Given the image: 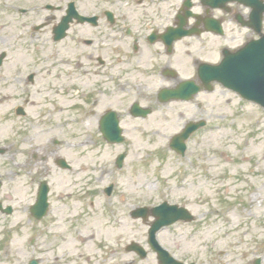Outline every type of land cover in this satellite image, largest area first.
I'll use <instances>...</instances> for the list:
<instances>
[{"label": "flooded vegetation", "instance_id": "1", "mask_svg": "<svg viewBox=\"0 0 264 264\" xmlns=\"http://www.w3.org/2000/svg\"><path fill=\"white\" fill-rule=\"evenodd\" d=\"M11 1L3 0L4 18L31 25L21 23L17 42L13 35L0 38V130L12 132L0 148V217L15 222L17 239L26 238L38 264L46 254L62 257L82 247L95 249L97 264H104L121 253L119 244L105 251L103 241L114 234L136 238L143 219L131 214L148 203L133 190L121 193L119 172L90 170L87 153L81 156L88 141L70 139L94 120L98 130L103 121L110 126L105 116L125 130H145L148 117L181 107L163 103L160 93L185 81L203 86L202 66H217L225 52L257 39L264 0H115L112 9L97 11L67 0L65 8L47 5L34 16ZM65 18L66 35L56 40ZM8 25L0 31L10 34ZM181 32L196 35L171 44L170 34ZM196 42L214 62L190 55ZM186 69L192 70L187 79ZM149 224L143 223L147 232ZM15 235L2 239L4 253Z\"/></svg>", "mask_w": 264, "mask_h": 264}, {"label": "rangeland", "instance_id": "2", "mask_svg": "<svg viewBox=\"0 0 264 264\" xmlns=\"http://www.w3.org/2000/svg\"><path fill=\"white\" fill-rule=\"evenodd\" d=\"M73 1L81 11H97L112 9L115 0ZM11 2L13 6L31 10L32 16L38 12L45 13L47 5L65 8L69 3L67 0ZM126 8L127 6H123L124 10ZM3 11V0H0V26L9 24L11 29L10 34L8 31H0V38L10 39L13 35L17 42L18 27L23 22L29 27L31 19H19L18 24L16 18H4ZM200 45L202 44L196 42L190 55L214 62L215 55L203 53ZM2 48L0 43V49ZM184 75L183 78H189L192 70L186 69ZM242 103L236 95L222 92L220 88L211 95H201L199 116L210 120L216 127L199 135L198 139H205L202 144L192 140L184 158L169 152L168 147L171 138L185 124L179 114L183 111L181 108L178 109L179 115L172 114L171 117H167V112L171 110L159 111L149 119L150 126L146 131H125L122 145H106L99 135L95 120L90 128L75 132L70 141H88V147L82 148L84 152L81 156L87 153L90 170L115 169L114 159L117 155L127 153L124 168L119 174L121 193H126L127 189L130 194V190H133L137 197L146 199L145 203L161 195V198L186 205L190 209L196 217L195 223L178 224L160 238L161 243L176 258L195 264H253L255 259L261 258L264 264V113H257L250 104H245L246 109L242 110ZM11 135L10 130H0V148ZM179 186L183 189L179 190ZM1 197L2 194L0 199ZM10 220L11 218L4 220L0 217V264H28L37 256L32 254V248L25 243L26 238L17 239L19 228ZM142 229L139 223L136 238L127 234L121 240L119 235L114 234L104 240L103 245H108L109 248L111 244H119L115 251L121 253L115 259L106 256L104 264H157L154 256L141 260L124 249L131 244V240L144 245L145 239L143 241L140 233ZM7 235H15L16 238L14 240L13 236V242L8 243V252L4 253L6 249L2 247L4 236ZM177 246L180 249H176ZM73 251L75 252L71 251L62 257L58 254L41 256L44 259L41 264H97L95 249L82 247Z\"/></svg>", "mask_w": 264, "mask_h": 264}, {"label": "water", "instance_id": "3", "mask_svg": "<svg viewBox=\"0 0 264 264\" xmlns=\"http://www.w3.org/2000/svg\"><path fill=\"white\" fill-rule=\"evenodd\" d=\"M62 29L64 30V27H60V29L57 31V37H61L62 36ZM61 31V32H60ZM237 83V82H236ZM241 89H243L245 92L248 91V92H251L252 94H250L251 98L256 100V101H259V103H261L262 105H264V90L263 89H258L256 85H253L252 87H246L245 85H243V83L240 85ZM259 92V93H258ZM263 92V93H262ZM178 150L180 152H184L185 148H184V145L179 142L178 143ZM172 212V211H171ZM182 211H180L179 213L181 214ZM186 214V213H185ZM159 217L161 218L162 223H166V214L163 213V214H159ZM174 217V216H173ZM179 218H186L185 216H176L174 218V220L176 219H179ZM160 220V221H161ZM173 220V221H174Z\"/></svg>", "mask_w": 264, "mask_h": 264}]
</instances>
